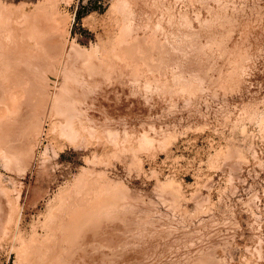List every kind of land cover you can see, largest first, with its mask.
Instances as JSON below:
<instances>
[{"label": "rangeland", "instance_id": "1", "mask_svg": "<svg viewBox=\"0 0 264 264\" xmlns=\"http://www.w3.org/2000/svg\"><path fill=\"white\" fill-rule=\"evenodd\" d=\"M0 264H264V0H0Z\"/></svg>", "mask_w": 264, "mask_h": 264}]
</instances>
